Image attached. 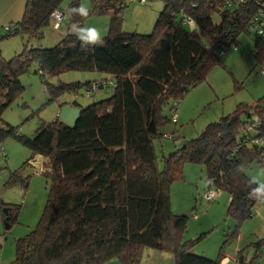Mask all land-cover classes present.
<instances>
[{"label":"trees","instance_id":"trees-1","mask_svg":"<svg viewBox=\"0 0 264 264\" xmlns=\"http://www.w3.org/2000/svg\"><path fill=\"white\" fill-rule=\"evenodd\" d=\"M62 1L26 0L14 33L2 30L0 40L18 34L40 39ZM69 1L66 10L73 27L81 28L91 16H109L101 39L68 32L50 48L25 45L8 60L0 56V143L11 137L26 147L31 157L23 166L35 156L47 160L43 213L32 231L15 240L10 264H105L112 259L138 264L143 249L169 253L174 264H220L223 249L264 195L246 175L252 163L264 164V98L252 105L240 103L232 113L208 123L197 137L163 157L162 170L153 142L164 136L161 128L172 123L178 101L205 81L220 64L221 52L236 46L241 33L254 34L253 57H264V0H160L163 7L149 35L121 30V13L131 3L91 0L84 15L80 0ZM32 64L43 83L66 71L99 73L102 79L84 82L83 89L104 82L100 90L108 87L111 93L86 106L71 103L83 108L72 129L55 118L41 122L33 138L24 137L1 116L24 91L19 78ZM80 86L71 82L44 87L50 102ZM169 104L173 113L166 116ZM185 163L204 165L208 186L229 198L226 216L234 225L213 259L193 252L196 240L182 242L187 217L171 211L169 188L181 179ZM26 179L14 171L7 184L26 186ZM6 209L8 230L18 209ZM253 245L251 262L239 254L238 264L258 259L264 238Z\"/></svg>","mask_w":264,"mask_h":264},{"label":"rangeland","instance_id":"rangeland-1","mask_svg":"<svg viewBox=\"0 0 264 264\" xmlns=\"http://www.w3.org/2000/svg\"><path fill=\"white\" fill-rule=\"evenodd\" d=\"M69 2V0H63L60 8L65 9ZM81 5H84L89 11L91 0H80ZM162 7L160 0H145L143 3L129 4L121 13V30L126 33L151 34ZM212 19L215 23L219 21L216 14ZM104 20L109 22V16H91L86 21H88V27L99 28L100 25L96 22ZM52 26L53 23L50 21L49 25L42 29V37L38 40H27L20 34L5 37L0 40V56L8 60L20 53L25 45L50 48L66 33H79V28L71 26L67 20L63 23L62 37L56 36L57 33H54L55 30L53 31ZM2 35L4 33L1 29L0 36ZM253 40L254 34L241 33L237 38V50L228 49L220 58V64L209 71L205 81L189 89L178 101L174 111L177 122H172L161 128L164 136L153 142L159 170L163 168L162 159L164 156L171 153L174 147L178 148L185 141L197 137L208 123L215 122L232 113L240 103L252 105L264 98V74H260V71L264 69V57L259 60L254 59ZM36 70L37 66L32 64L29 70L20 76L19 80L24 91L1 116L6 124L19 128L20 135L27 138L34 137L41 122L49 123L57 118L61 103L75 102L86 106L108 97L111 93L108 87L102 88L95 95L87 94L83 89L82 84L86 81V77L96 79L95 77L99 78V73L66 71L58 76H48L46 82L43 83ZM71 82L81 83L76 92H65L57 100L48 101L45 84L58 85ZM172 113L169 104L164 108V114L171 116ZM173 130L177 139L174 141L171 137H167ZM0 149L3 150V153L0 151V201L2 208L10 206L18 209L17 219L6 231L4 246L0 249V264H10L15 258V240L32 231L43 213L47 200V185L43 166L47 160L35 156L29 160L28 165L23 166L30 159L31 152L11 137L0 143ZM14 171H20L22 177H27L26 186L21 182L7 184L10 173ZM246 175L258 178L260 184L257 183L261 187L264 184V164L252 163L246 169ZM206 189L216 193L213 200L208 201L204 197ZM169 196L172 213L187 217L186 229L182 233L181 240L182 242L196 240L192 248L196 255H202L203 246H210L217 237L219 238L220 235L222 237L221 230L224 228L225 222H233L226 216L225 198H227V193L208 186L206 170L202 164L185 163L181 179L173 181L170 185ZM251 220L252 218L245 222H251ZM201 235L203 236L202 240H200ZM153 252L159 251L153 250ZM105 264L119 263L116 259H112Z\"/></svg>","mask_w":264,"mask_h":264},{"label":"crops","instance_id":"crops-1","mask_svg":"<svg viewBox=\"0 0 264 264\" xmlns=\"http://www.w3.org/2000/svg\"><path fill=\"white\" fill-rule=\"evenodd\" d=\"M25 3L26 0H0V30L5 25H14L21 20L24 13ZM65 20H69L68 15H66V17L63 19L60 27L57 30H55L52 26L53 31L55 30L54 33H57L56 36L58 37L62 34V27ZM50 21L53 22L52 19H50ZM87 23L88 21L84 22V24L82 25L85 30L82 29V27L78 30L79 33L84 37L89 38L88 32L92 30V28L88 27ZM96 23L100 25L99 28H96L100 34V37L97 38L99 40L104 36V34H106L108 22L107 20H104ZM95 78L96 79L86 77V81L102 79V75L100 74L99 78ZM68 105L72 104L68 103ZM36 157L42 158L40 156ZM250 178L258 182V178H256L255 176H251ZM228 201L229 198L227 196V198H225L226 204L228 203ZM251 218V222H244L241 225L238 236L225 246V248L223 249L224 257L221 260L220 264H225V262L226 264H238L237 257L239 254L243 255L246 263L251 262L256 251V246H254L253 243H255L258 239L264 238V197H262L260 202L256 205ZM3 220L4 218L2 215V203L0 201V249L2 248V246H4V235L7 231L3 227ZM212 224H215V222H212ZM233 225L234 222H225L223 224L224 228H222L221 230V234H223L222 237L221 235L219 236V238L217 237L210 246H203V251H201V254L210 259L215 258L218 252L217 250H219L218 246L221 240L224 239V235H226L233 228ZM259 250L260 255L258 259H256L252 264H264V246H261ZM138 264H174V260L173 256L169 253L153 252L152 249H143L141 259Z\"/></svg>","mask_w":264,"mask_h":264},{"label":"built area","instance_id":"built-area-1","mask_svg":"<svg viewBox=\"0 0 264 264\" xmlns=\"http://www.w3.org/2000/svg\"><path fill=\"white\" fill-rule=\"evenodd\" d=\"M111 1H118V0H111ZM122 1H125V2H128V3H136V2H145V0H122ZM67 8V7H66ZM65 9H61L60 7L55 9L52 13H51V19H52V23H53V28L55 30H57L63 19L66 17L67 15V10ZM186 24H188L189 28L192 29L194 28V24L193 22L190 20V19H186L185 20ZM264 23V22H262ZM3 31H5L6 33H9V34H12L14 33L15 31V27L13 25H5L3 26L2 28ZM232 50L233 51H236L237 50V47L235 45H233L232 47ZM225 52H221V55L223 56ZM260 74H264V69H262L260 71ZM105 83L104 82H96V83H92L90 84L86 89H85V92L87 94H90V95H95V94H98L99 90H100V87L103 86ZM177 121V118H176V115L173 114L172 117H171V122L175 123ZM167 137H170V135L168 134ZM254 144H259L260 143V140H254L253 141ZM0 151L3 153V150L0 149ZM34 162V161H33ZM44 170V169H43ZM216 196V193L214 191H211L209 189H206L205 192H204V197L208 200V201H211L215 198Z\"/></svg>","mask_w":264,"mask_h":264},{"label":"water","instance_id":"water-1","mask_svg":"<svg viewBox=\"0 0 264 264\" xmlns=\"http://www.w3.org/2000/svg\"><path fill=\"white\" fill-rule=\"evenodd\" d=\"M82 110V107H76L68 104L59 105L57 118L66 127L72 129L78 121L79 115ZM2 215L4 216L3 227L4 229H7L10 217L6 208H2Z\"/></svg>","mask_w":264,"mask_h":264},{"label":"clouds","instance_id":"clouds-1","mask_svg":"<svg viewBox=\"0 0 264 264\" xmlns=\"http://www.w3.org/2000/svg\"><path fill=\"white\" fill-rule=\"evenodd\" d=\"M80 11L84 15L87 14V8L84 5H81ZM88 37H89V39L96 40L97 38L100 37L99 31L93 27L92 30H90L88 32ZM258 191L264 192V184L261 185V187H260V189H258ZM225 264H226V262H225Z\"/></svg>","mask_w":264,"mask_h":264}]
</instances>
